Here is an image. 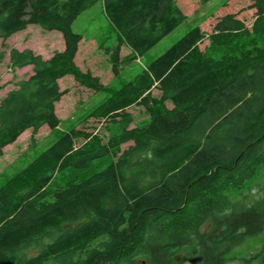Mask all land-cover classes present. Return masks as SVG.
Segmentation results:
<instances>
[{
	"label": "trees",
	"instance_id": "16d2710c",
	"mask_svg": "<svg viewBox=\"0 0 264 264\" xmlns=\"http://www.w3.org/2000/svg\"><path fill=\"white\" fill-rule=\"evenodd\" d=\"M98 1L117 32L106 48L115 76L122 44L143 54L186 19L176 0H0V62L8 53L33 69L0 101V155L25 130L60 125L65 75L109 87L75 61L73 22ZM250 6L251 27L235 13L209 34L194 26L97 105L92 115L119 127L108 140L62 131L0 185V264H264V236L251 256L233 254L264 235V185L243 191L264 166V0ZM30 24L59 30L64 48L45 58L10 47ZM237 36L245 44L220 55L199 47ZM134 104L150 118L130 128Z\"/></svg>",
	"mask_w": 264,
	"mask_h": 264
},
{
	"label": "rangeland",
	"instance_id": "374dc122",
	"mask_svg": "<svg viewBox=\"0 0 264 264\" xmlns=\"http://www.w3.org/2000/svg\"><path fill=\"white\" fill-rule=\"evenodd\" d=\"M186 14V19L163 37L148 51L134 55L131 49L121 45L120 56L122 63L120 74L114 75L107 47L114 48L117 43V32L105 14L102 1L83 11L73 22V29L82 34L78 52L75 57L76 63L84 71L90 70L99 76L107 89L94 90L89 86L77 81L74 75L68 74L59 80L60 88L67 92L56 102V112L61 119L60 125L50 128L47 124L42 125L36 131L32 128L25 130L16 141L4 147L0 155V185L25 167L43 150L49 147L62 131L72 127L80 128L86 132H94L101 136L103 141L108 140L110 135L119 130L116 123L103 117L92 115V111L109 97L113 90L118 89L128 80H131L145 66L163 53L168 47L182 37L189 29L199 25L203 31L209 34L217 18L226 13H235L251 27L255 17L256 8L251 7L253 0H176ZM2 39L0 38V46ZM7 43L10 47L19 49L31 48L35 52L48 58L54 52L62 50L65 42L59 30H46L38 24H30L26 29L12 34ZM231 43V44H230ZM245 44L243 36H237L229 42L223 43L217 48L211 45L208 37L199 43L201 50L220 55L227 49ZM32 70V65L24 67H12L9 54L0 62V101L6 93L17 87V82L26 78ZM154 93L160 92L154 90ZM171 106L170 103H168ZM132 115L129 127L142 126L149 121L150 115L142 105H131L127 109ZM83 138L78 139V144ZM132 141L122 144V149L128 147ZM264 185V166L253 181L245 184L243 191L252 186V193L258 197L259 189ZM263 234L248 239L245 243L233 250L234 256H251L256 253L263 242ZM229 264H242L239 259H233Z\"/></svg>",
	"mask_w": 264,
	"mask_h": 264
},
{
	"label": "crops",
	"instance_id": "0c3cea01",
	"mask_svg": "<svg viewBox=\"0 0 264 264\" xmlns=\"http://www.w3.org/2000/svg\"><path fill=\"white\" fill-rule=\"evenodd\" d=\"M27 66H30V65H27ZM32 71H33V69L31 70V72H30L29 74H31V73H32Z\"/></svg>",
	"mask_w": 264,
	"mask_h": 264
}]
</instances>
